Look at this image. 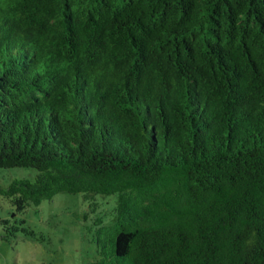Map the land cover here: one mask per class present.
<instances>
[{"label": "trees", "instance_id": "trees-1", "mask_svg": "<svg viewBox=\"0 0 264 264\" xmlns=\"http://www.w3.org/2000/svg\"><path fill=\"white\" fill-rule=\"evenodd\" d=\"M13 167L6 242L57 193L114 195L90 264H264V0H0Z\"/></svg>", "mask_w": 264, "mask_h": 264}, {"label": "rangeland", "instance_id": "rangeland-1", "mask_svg": "<svg viewBox=\"0 0 264 264\" xmlns=\"http://www.w3.org/2000/svg\"><path fill=\"white\" fill-rule=\"evenodd\" d=\"M33 168L13 167L0 169V186H6L13 178L34 179ZM114 195H96L97 211L80 193L60 192L38 206H29L16 218L23 219L36 236L25 237L21 233L6 242L0 238V264H90L98 258L97 234L93 224L101 216L104 223L113 207ZM110 204H106L105 201ZM99 201H103L100 203ZM112 202V203H111ZM13 212L9 200L0 196V219ZM2 227L0 225V236ZM43 236L41 238L40 236Z\"/></svg>", "mask_w": 264, "mask_h": 264}]
</instances>
